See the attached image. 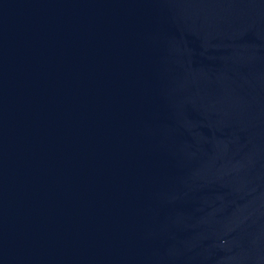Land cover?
Segmentation results:
<instances>
[{"label": "water", "instance_id": "obj_1", "mask_svg": "<svg viewBox=\"0 0 264 264\" xmlns=\"http://www.w3.org/2000/svg\"><path fill=\"white\" fill-rule=\"evenodd\" d=\"M0 264H264V0H0Z\"/></svg>", "mask_w": 264, "mask_h": 264}]
</instances>
